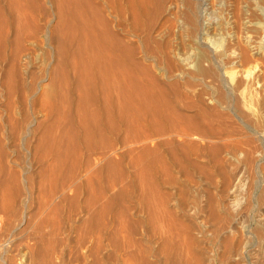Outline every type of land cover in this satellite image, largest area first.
I'll return each instance as SVG.
<instances>
[{
	"label": "rangeland",
	"instance_id": "374dc122",
	"mask_svg": "<svg viewBox=\"0 0 264 264\" xmlns=\"http://www.w3.org/2000/svg\"><path fill=\"white\" fill-rule=\"evenodd\" d=\"M19 1L0 0V264H264V0H86L149 70L154 115L99 97L86 128L68 0Z\"/></svg>",
	"mask_w": 264,
	"mask_h": 264
},
{
	"label": "bare ground",
	"instance_id": "6f19581e",
	"mask_svg": "<svg viewBox=\"0 0 264 264\" xmlns=\"http://www.w3.org/2000/svg\"><path fill=\"white\" fill-rule=\"evenodd\" d=\"M26 1H30V0H26ZM65 1V0H64ZM141 1V0H140ZM7 2V1H6ZM9 2V0H8ZM66 2V1H65ZM69 4L67 3L66 7L65 4L63 5V8H65V10H62L65 12V15L63 16V18H61V25H62V29H63V33L61 35L62 36V39H63V43H62V50H60V52L62 51V53L65 55L68 54V46H73L75 45V51H74V48H73V54H72V60L70 62H68V69L72 70L73 73H75L77 76H78V79L76 82H78V91L80 95H78L77 93V96L79 97L80 96V100L77 99L76 101L79 100V104L81 106V110L79 111L78 110V118L79 120L81 121V126L83 128V126L86 128V125L89 126L91 123L98 127V123L97 121H101L100 119H98V117L100 115H102L103 112H105V115L107 116L109 112V110L113 107V105H120L119 108L121 109V106H123L124 110H128L127 112H125L126 114H132V116L134 118H131V119L128 121V117L126 121H128L130 124L131 122L133 123V119L136 121L134 122L135 124L138 122H140L141 120L147 118L148 116H152L150 117V119L148 118V120H151V118L153 119V114L152 113H149V111L147 110L149 108V101L147 98L145 97H149L148 95L147 96H144L142 95V97L144 96L145 99H147V102L144 103V99L143 98H140V94H144L145 92H151V87L149 85H146V90L143 89L141 87V83L140 82L141 80L139 79L140 77L139 76H143L142 74H144L145 77H147V80L148 78L151 79V76L150 74L149 75H145V74H148V71L147 68H145L142 64H139L138 62H135L133 59H132V56L134 55V53H132L133 55L132 56H129V58L127 57L128 53L126 52L128 50V46H124L126 43H124L122 40L118 39L117 36H115V34L113 32H110V30H112L111 28L109 29V26H108V23L107 22L108 20L105 19L101 13V11L95 7V5L93 4L92 1H86V0H68ZM21 1L19 0H13V2L9 3L11 5L8 6L9 10L12 11V13L14 11H17V9L21 6L20 4ZM26 3V2H24ZM59 3V2H58ZM63 3V2H62ZM29 4V3H28ZM140 4V3H139ZM1 5V4H0ZM8 5V3H7ZM30 5V4H29ZM62 6V4H61ZM142 7V5H141ZM2 8V7H1ZM62 8V9H63ZM31 9V8H30ZM59 10V9H58ZM2 11V10H1ZM10 11V13H11ZM21 11V9H20ZM28 11V10H27ZM26 11V12H27ZM23 12V11H22ZM63 12V13H64ZM21 13V12H19ZM18 13V14H19ZM25 13V12H24ZM23 13V14H24ZM61 13V12H60ZM62 13V14H63ZM6 14V13H5ZM16 14V15H18ZM4 14L3 13H0V19H1V23L3 22H7L4 20L3 16ZM22 15V14H21ZM20 15V16H21ZM26 15V14H25ZM25 15H22V16H25ZM19 16V15H18ZM19 16V17H20ZM21 16V17H22ZM19 17H15L16 19H19ZM26 17V16H25ZM24 17V18H25ZM62 17V15H61ZM14 18V19H15ZM23 18V17H22ZM107 20V21H106ZM24 21V20H23ZM28 22V21H27ZM23 24V23H22ZM59 24V23H58ZM22 27V26H21ZM8 27H6L7 29ZM14 28V27H13ZM26 28V27H25ZM60 31V30H59ZM6 33V32H5ZM7 34V33H6ZM20 35V34H19ZM58 36H59V33H58ZM5 38V37H4ZM60 39V38H59ZM58 39V40H59ZM61 41V40H60ZM60 43V42H59ZM61 45V43H60ZM60 47V46H59ZM68 47V48H67ZM130 48V47H129ZM61 49V48H59ZM72 49V48H71ZM132 50V49H131ZM130 51V50H128ZM131 52V51H130ZM133 52V51H132ZM131 54V53H129ZM70 55V53H69ZM68 56V55H67ZM66 56V58H67ZM131 57V58H130ZM62 58V57H61ZM71 58V56H70ZM69 59V58H67ZM64 62V61H63ZM62 66H63V63H62ZM64 67V66H63ZM61 67L63 70L65 69V67L63 68ZM144 68V69H143ZM134 70H142L140 72H143L142 74L140 73V75L138 76V72L133 73ZM64 72V71H63ZM69 72V70L67 71ZM66 73V72H65ZM63 75L65 76L62 72L60 73V75ZM67 74V73H66ZM72 74V73H71ZM59 75V78H61V81H63V76H60ZM74 75V76H76ZM67 77V75H66ZM144 77V78H145ZM58 78V77H57ZM143 78V77H142ZM143 78V79H144ZM64 79H66L64 77ZM60 80V79H59ZM140 80V81H138ZM146 80V79H145ZM59 81V83L61 82ZM74 81V80H73ZM151 81V80H150ZM150 81H147L148 83H150V85H153ZM58 80L56 81V84H57ZM140 82V83H139ZM146 82V81H145ZM68 83V82H67ZM65 83V84H67ZM144 83V81H143ZM64 84V83H60V86ZM64 84V86H65ZM75 84V83H74ZM145 84V83H144ZM69 85V84H68ZM71 85V84H70ZM64 86H61L62 88ZM67 86V85H66ZM75 86V85H74ZM156 86V84L154 85V87ZM56 87V86H55ZM157 87V86H156ZM155 87V89H156ZM68 88V86L66 87V89ZM70 88V87H69ZM77 89V87H76ZM153 89V88H152ZM154 89V90H155ZM65 90V89H64ZM68 90V89H67ZM72 90V89H71ZM157 90H160V89H157ZM74 91V89H73ZM153 91V90H152ZM158 93V91H156ZM153 93V92H152ZM160 93V91H159ZM158 93V94H159ZM57 94V93H56ZM70 94V93H68ZM68 94H65L62 92V95H68ZM146 94V93H145ZM151 94V93H149ZM162 94V93H161ZM61 95V94H60ZM152 95H157L155 93H153ZM66 96H64L66 98ZM60 97H63V96H60ZM77 97V98H78ZM99 97H102V104H103V112H101V110H97L96 111H90L86 108V105L88 103H93V101H97V99ZM151 97V96H150ZM159 98H160V94H159ZM60 99V98H59ZM71 99V98H70ZM69 99V100H70ZM153 99H155L153 97ZM157 99V98H156ZM155 99V100H156ZM101 100V99H100ZM154 100V102H155ZM158 100V99H157ZM58 101V100H57ZM61 103L64 104V100H59ZM67 101V100H66ZM72 101V100H71ZM71 101H70V104H71ZM75 101V102H76ZM164 101V100H162ZM162 101H159V102H162ZM60 102H58L60 104ZM154 102L152 104H154ZM159 102L155 103V104H158ZM56 103V102H55ZM58 103H56V108L58 109L59 105H57ZM77 103V102H76ZM98 103V101H97ZM164 103V104H163ZM66 104V103H65ZM96 104V103H94ZM147 104L149 106H147ZM161 104L164 105V108L166 105L165 101L162 102ZM49 105V104H48ZM62 105V104H61ZM60 105V106H61ZM100 105V104H99ZM98 105V106H99ZM162 105V106H163ZM80 106H77V107H80ZM117 106V105H116ZM154 106V105H152ZM151 106V107H152ZM156 106V105H155ZM158 106V105H157ZM52 107H54L52 105ZM63 107V106H62ZM76 107V106H75ZM76 107V111H77V108ZM159 107V106H158ZM161 107V106H160ZM159 107V109H160ZM94 108H97V107H94ZM115 111L117 110L118 107H115ZM123 108L121 109V111L123 110ZM52 109V108H51ZM55 109V108H54ZM61 109V107L59 108ZM92 109V108H90ZM154 111L156 110V108H154ZM162 109V108H161ZM167 109V108H166ZM123 110V111H124ZM125 110V111H126ZM136 110V111H135ZM138 110V111H137ZM150 110V108H149ZM165 110V109H164ZM170 110V108H169ZM172 110V109H171ZM52 111V110H51ZM75 111V112H76ZM100 111V112H99ZM119 111V109L117 110ZM116 111V112H117ZM120 111V115H122ZM140 111V112H139ZM142 111V113H141ZM145 111H147L148 113H146ZM160 111V110H159ZM55 113V111H53ZM69 112V111H67ZM74 112V113H75ZM111 112H113V110H111ZM145 112V113H144ZM151 112V111H150ZM158 112L157 110L155 111V113ZM164 112V111H163ZM172 112V111H171ZM58 113V112H56ZM72 113V112H71ZM107 113V114H106ZM154 113V114H155ZM170 113V112H169ZM176 113V112H174ZM59 114H62V112H59L58 113V117H56V121H57V118H59ZM68 115V113L65 112V115ZM159 114V113H158ZM161 114V113H160ZM173 114V113H172ZM77 115V114H76ZM110 115V114H109ZM166 114L164 113V116ZM104 116V115H103ZM127 116V115H125ZM174 116V115H173ZM64 115L62 114V118H60V123L62 122L61 119H64V118H68L67 117H64ZM74 117V116H73ZM73 117L72 119H69V120H73ZM101 117V116H100ZM99 117V118H100ZM110 117V116H107V118ZM122 117V116H121ZM123 117H124V114H123ZM122 117V118H123ZM156 117V116H155ZM154 117V118H155ZM159 117V116H158ZM180 117V116H179ZM71 118V117H70ZM77 118V119H78ZM105 118V117H104ZM161 118V117H160ZM159 118V119H160ZM98 119V120H97ZM106 119V118H105ZM105 119H104V122H105ZM118 119V118H117ZM157 118H155L156 120ZM163 118H161L162 120ZM103 120V119H102ZM107 120V119H106ZM147 120V119H146ZM55 121V120H54ZM64 121V120H63ZM88 121H91L90 124H88ZM131 121V122H130ZM154 121V119H153ZM59 122V121H58ZM75 122V121H74ZM102 122V121H101ZM108 122V120L106 121V123ZM149 122V121H148ZM152 122V121H151ZM158 122V121H157ZM66 123H69V121H67L66 119ZM71 123V121H70ZM79 123V121H78ZM98 123V124H97ZM105 123V124H106ZM137 123V125H134V126H138L139 124ZM64 124V122H62V125ZM104 125V123H102ZM128 124V123H127ZM144 124V123H143ZM53 129L57 126L54 123H52L51 126H53ZM69 125H72L69 124ZM68 124L65 126H69ZM80 125V124H78ZM83 125V126H82ZM92 126V128H90L91 130L95 129L93 128L94 126ZM100 125V124H99ZM133 125V124H131ZM50 126V127H51ZM58 126H59V123H58ZM58 126L56 129H58ZM61 126V125H60ZM76 126V125H74ZM101 126V125H100ZM107 126V125H106ZM152 126V125H151ZM49 127V128H50ZM62 127V126H61ZM66 127V128H67ZM71 126H69L70 128ZM96 127V129H97ZM103 127V126H102ZM102 127H99V128H102ZM168 127V126H167ZM60 128V127H59ZM66 128H62V129H66ZM73 128V127H72ZM76 128V127H75ZM74 128V129H75ZM89 128V127H88ZM104 128V127H103ZM48 129V128H47ZM52 127L48 130H51ZM60 130L61 132L64 131V130ZM71 129V128H70ZM95 129V130H96ZM68 128L66 129V131L68 132ZM75 130H78L77 128ZM81 130V129H80ZM87 130V129H86ZM86 130L83 132L85 135H87L89 133V135L93 134V133H90L91 130H89V132L86 134ZM99 130V129H97ZM58 130H56L57 132ZM64 131V132H66ZM72 131V129H71ZM71 131L70 134L66 132V134L63 132V134L65 135V138L68 139V137H71ZM88 131V130H87ZM100 131V130H99ZM97 131V132H99ZM102 131V130H101ZM116 131V130H115ZM55 131H51L49 133H51V135H53ZM55 132V133H56ZM73 132V131H72ZM80 132V131H78ZM48 133V132H47ZM75 133V132H74ZM81 133V132H80ZM100 133V132H99ZM98 133V134H99ZM62 134V133H61ZM61 134L59 133H56V135H60ZM67 134H68V137H67ZM79 134V133H78ZM77 134V131H76V135L75 137L78 135ZM50 135V136H51ZM70 135V136H69ZM88 135V136H89ZM105 135V134H104ZM58 136L59 138H61V140H59V138H57V140L55 139L54 135L52 138V141L54 142H58L60 143V146L62 144L65 143V139L61 136ZM95 136V135H92V137ZM48 137V136H47ZM74 135L72 138H75ZM86 137V136H85ZM90 137V136H89ZM91 137V138H92ZM50 138V137H49ZM50 138V140H51ZM78 138V136H77ZM98 138V137H97ZM66 139V140H67ZM89 139V138H88ZM45 140V139H44ZM70 140V138H69ZM77 140V139H76ZM68 141V140H67ZM72 141V140H71ZM71 141L68 143H71ZM84 141V140H83ZM94 141V140H93ZM48 142V141H47ZM63 142V143H62ZM73 142H75V140H73ZM96 142V141H95ZM50 143V142H49ZM57 143V144H58ZM68 143H65L64 145L66 146V144ZM52 144V143H51ZM55 143H53L52 145H54ZM56 144V147L59 148ZM76 143H72L71 145H75ZM69 146V145H68ZM55 147V148H56ZM70 148V146H69ZM77 149V148H76ZM60 150V149H58ZM74 150V149H73ZM61 151V150H60ZM59 151V152H60ZM68 151V150H67ZM148 152V151H147ZM53 153V152H52ZM60 161V160H59ZM54 164V163H53Z\"/></svg>",
	"mask_w": 264,
	"mask_h": 264
}]
</instances>
